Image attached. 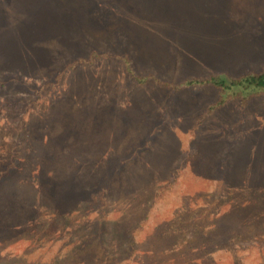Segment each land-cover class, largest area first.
<instances>
[{"label": "rangeland", "instance_id": "1", "mask_svg": "<svg viewBox=\"0 0 264 264\" xmlns=\"http://www.w3.org/2000/svg\"><path fill=\"white\" fill-rule=\"evenodd\" d=\"M123 54L174 82L261 69L264 0H0V175L69 195L78 230L102 215L104 252L126 236L114 264H264V94L204 116L214 87L138 83ZM10 241L0 259L28 244Z\"/></svg>", "mask_w": 264, "mask_h": 264}, {"label": "trees", "instance_id": "2", "mask_svg": "<svg viewBox=\"0 0 264 264\" xmlns=\"http://www.w3.org/2000/svg\"><path fill=\"white\" fill-rule=\"evenodd\" d=\"M102 53L92 51L89 59L74 58L68 60L69 66L82 62L83 60H93ZM125 63V69L129 75L138 83L152 82L156 86L176 92L187 87L210 86L217 90V98L204 111V116L212 113L216 108L222 106L227 100L239 98L246 103L250 98L264 94V67L258 70H248L240 74H229L218 72L208 75H191L178 82L165 80L155 74H140L135 71L131 65L129 56L126 54L116 55ZM67 62V61H66ZM60 76V70L57 71L56 78ZM71 195V194H70ZM69 195L64 194L61 197H49L43 193L35 192L29 185L22 181L17 182L8 171L0 175V245L10 240L22 239L28 244L21 251L10 253V259H0V264H32L27 254L32 243L40 244L46 238L55 234L56 239L64 237L60 245L69 244L64 253L60 256L57 252L46 262L36 261L35 264H114L119 256L126 255L128 248L120 246L125 240L121 234L118 239L111 234L110 242L117 241V245L112 250L104 252L98 240L103 239L101 229H106L104 217L99 215L93 228L79 229L78 223H72L68 226V220L72 215V210H80L79 205H75L65 210L61 206L62 201ZM233 205V208L241 210L251 209V201L243 203V206ZM65 207V208H64ZM69 212V213H67ZM78 230V231H77ZM131 235H128V238ZM12 238V239H11ZM95 238H97L95 240ZM11 242V241H10ZM65 245V246H66ZM117 249V250H116Z\"/></svg>", "mask_w": 264, "mask_h": 264}]
</instances>
